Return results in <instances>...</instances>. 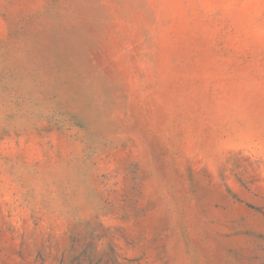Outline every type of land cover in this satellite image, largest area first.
Segmentation results:
<instances>
[{
	"label": "rangeland",
	"instance_id": "obj_1",
	"mask_svg": "<svg viewBox=\"0 0 264 264\" xmlns=\"http://www.w3.org/2000/svg\"><path fill=\"white\" fill-rule=\"evenodd\" d=\"M0 264H264V0H0Z\"/></svg>",
	"mask_w": 264,
	"mask_h": 264
}]
</instances>
